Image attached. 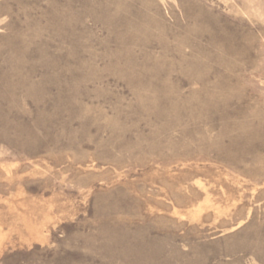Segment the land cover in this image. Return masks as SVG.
I'll return each mask as SVG.
<instances>
[{
  "label": "rangeland",
  "instance_id": "374dc122",
  "mask_svg": "<svg viewBox=\"0 0 264 264\" xmlns=\"http://www.w3.org/2000/svg\"><path fill=\"white\" fill-rule=\"evenodd\" d=\"M0 264H264V0H0Z\"/></svg>",
  "mask_w": 264,
  "mask_h": 264
}]
</instances>
